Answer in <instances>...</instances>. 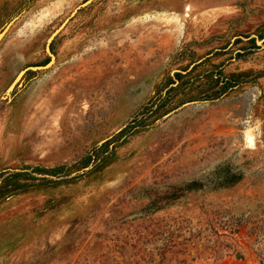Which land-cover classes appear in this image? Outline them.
Here are the masks:
<instances>
[{"label": "rangeland", "instance_id": "1", "mask_svg": "<svg viewBox=\"0 0 264 264\" xmlns=\"http://www.w3.org/2000/svg\"><path fill=\"white\" fill-rule=\"evenodd\" d=\"M87 1L0 0V264H264V0Z\"/></svg>", "mask_w": 264, "mask_h": 264}, {"label": "water", "instance_id": "2", "mask_svg": "<svg viewBox=\"0 0 264 264\" xmlns=\"http://www.w3.org/2000/svg\"><path fill=\"white\" fill-rule=\"evenodd\" d=\"M91 2V0H88L87 2H85V3H83L80 7H78V9L79 8H81V7H83V6H85V5H87L88 3H90ZM78 9H76L75 10V12L78 10ZM23 13V11L21 12V13H19V14H16L15 16H13L5 25H4V27L0 30V42H1V40L4 38V36L7 34V32L9 31V29L11 28V26L21 17V14ZM47 49H48V52L50 53V50H49V45H48V47H47ZM53 61H54V55H52L51 54V60L48 62V63H46L45 65H36V66H31V67H29L28 69H26L25 71H27V70H35V71H38V70H41V69H47V68H49L51 65H52V63H53ZM24 71V72H25Z\"/></svg>", "mask_w": 264, "mask_h": 264}, {"label": "bare ground", "instance_id": "3", "mask_svg": "<svg viewBox=\"0 0 264 264\" xmlns=\"http://www.w3.org/2000/svg\"><path fill=\"white\" fill-rule=\"evenodd\" d=\"M48 50V49H47ZM21 77H22V75L18 78V80H20L21 79Z\"/></svg>", "mask_w": 264, "mask_h": 264}]
</instances>
